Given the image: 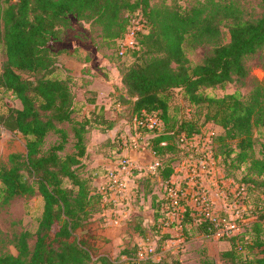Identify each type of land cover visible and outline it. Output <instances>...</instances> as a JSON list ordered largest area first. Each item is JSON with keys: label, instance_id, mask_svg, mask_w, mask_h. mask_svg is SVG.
I'll return each mask as SVG.
<instances>
[{"label": "trees", "instance_id": "1", "mask_svg": "<svg viewBox=\"0 0 264 264\" xmlns=\"http://www.w3.org/2000/svg\"><path fill=\"white\" fill-rule=\"evenodd\" d=\"M149 1L0 0V46L5 56L0 89L21 104L20 108L9 107L0 113V130L18 132L25 139V153L11 154L8 164L0 166V197L11 199L37 191L43 201L35 232L15 234L11 242L16 252L0 254V264H89L92 260V242L79 236L78 231L91 233L90 219L102 211L101 197L92 184L98 174L85 170L81 159L87 155V134L102 124L104 128L98 130H109L114 122L105 121L101 108L96 111V107L89 115L76 119L81 106L75 101L70 77L57 75L58 52L50 44L60 41L72 28V18L98 26L101 38L115 44L119 55V42L130 29L132 19L139 16L143 26L137 33L138 48L119 55H134V61L120 69L125 94L122 102L130 104V120L143 115H154L160 120L162 131L150 137L149 149L160 159L157 175L161 181L170 178L176 159L163 158L176 153L182 136L190 138L201 132L191 119L171 120L169 102L175 89L202 111L205 123L223 130L218 135L220 140L235 141L239 162L250 155L252 131L264 127V78L254 80L246 95L234 91L215 96L205 94L202 88L223 87L232 81L244 84L249 76L244 59L264 48V12L248 19L231 1H196L184 10L152 6ZM259 2L264 8V0ZM223 26L229 34L227 43L221 42ZM185 41L193 46L210 45V53L190 66L183 48ZM86 93V104H95V94L90 90ZM120 96L118 102L122 106ZM63 124L70 125L73 139L72 150L66 153L62 152L68 132ZM50 132L57 134L58 141L44 148ZM213 152L216 157L215 148ZM249 163L257 175L264 174V143L261 157L250 156ZM153 208L151 229H156L160 213L158 206ZM262 211L260 218L264 219ZM188 216L187 213L184 222L190 219ZM260 225L253 223L254 230ZM199 226L211 234L209 222L203 221ZM132 229L147 238L149 228L142 225L141 219ZM32 236L35 239L30 245ZM235 237L230 248L221 254L223 264H264V240L259 239L258 232L250 241L241 242L240 238V243H236ZM242 247L247 250L245 256L238 251ZM127 248L120 251L124 259L99 254L95 261L161 264L151 258L135 262L132 258L137 248Z\"/></svg>", "mask_w": 264, "mask_h": 264}, {"label": "rangeland", "instance_id": "2", "mask_svg": "<svg viewBox=\"0 0 264 264\" xmlns=\"http://www.w3.org/2000/svg\"><path fill=\"white\" fill-rule=\"evenodd\" d=\"M196 1L205 0H150L149 3L152 6L167 5L184 10ZM220 1L235 3L248 19L257 18L264 12L259 0ZM135 14L138 15L137 13ZM138 18L139 16H136L132 21L138 20ZM71 21L72 28L65 33L60 41H53L50 47L54 52H58L57 75L59 77H70L75 101L79 107L81 106V111L75 115V118L81 119L83 115H89V112L93 109V106L85 102V99L89 97V94L86 93L88 82L89 87L96 89L98 93L100 92L99 98L96 99V111L101 107L103 119L116 124L113 131L105 135L98 130L103 129L105 124L87 134L86 142L89 150L87 155L81 159L85 170L94 166L95 173L102 177L107 168L111 167L114 160L118 157V146L121 141L126 140L131 143V137H134L136 133H141V137L137 141L142 146L136 155H130V157L137 158L140 165L154 161L150 156L149 139L155 132H161L162 129L151 131L137 127L133 120L129 118L130 104L126 105L127 103L123 104L122 102L125 100V94L121 84L120 69L130 65L134 61V55L132 53L124 57L117 55L115 44L101 38L98 26L89 22L78 21L74 18ZM221 32V42L227 43L229 40L227 28L225 26L221 27ZM183 48L190 66L200 63L211 50L210 45L193 46L188 41H185ZM4 59L5 56L0 46V72ZM244 63L249 70V76L245 79L243 85L232 81L223 87H203L202 91L205 94L215 96H222L234 91H239L245 95L248 94L252 88L253 81L264 78V48L246 57ZM118 95H121L120 102L122 107L120 109L116 108ZM169 105L172 121L191 119L200 128L201 132L212 133V148L213 151L215 148L216 152V157L214 155V172L212 175H205L204 179L207 184L209 183L212 191H214L213 183H215L221 189H224L226 193L227 198L216 197L214 203L215 212L219 216H223L224 212L230 208V205L234 204L233 215L237 213L240 216V220L232 219L230 213H228L230 222L234 224L235 229L228 237L223 238H217L205 233L200 228L199 222L189 216L190 219L183 222L181 230L172 226L167 232L158 233L156 229H151L154 223V211L150 208V205L152 196L155 197L154 207L157 208V206L161 205L160 199L163 195L164 187L157 174L149 178L143 177L145 180L141 178L139 185L132 186L131 202L129 207H127L128 213L124 214L125 218L118 225L109 223L104 220V217L93 216L89 224L91 233L78 231L79 236L92 242L93 255L89 264H97L95 260L99 254H106L111 259H124L120 257V251L125 245L128 248H137L138 244L144 239L136 236L132 231V226L140 219L142 224L147 225L149 228L146 239L156 246V253L161 264H223L221 254L230 248L232 237L236 236L235 242L240 243V238H242L241 242L250 241L258 232L259 239L264 240V219L260 218L261 210L264 211V174L257 175L249 163L250 156L261 157V145L264 143V127H255L253 129V145L249 150L250 155H247L245 161L239 162L236 158L238 149L235 148V141L220 140L218 135H221L223 130L213 123H205L202 111L198 107L193 106L181 90L175 89L172 91ZM9 107L20 108L21 104L10 93L0 89V113H4ZM62 126L68 132V139L62 152L66 153L72 150V132L70 125L63 124ZM57 141V134L50 132L44 140L43 147L47 148ZM146 143H148L147 146ZM182 146L183 144L180 141L176 147V153H168L163 158L166 159L172 156L176 158L172 163V179L177 182L183 178L185 169L183 161L189 156ZM13 153H25V139L18 132H10L1 128L0 166L7 165L8 157ZM155 159L160 165V159L158 157H155ZM210 179L211 182H208ZM132 180L136 181L137 179L133 177ZM42 207L43 201L37 191L32 195L18 196L11 199L0 197V254H13L16 252L11 242L15 234L25 230H29L31 233L35 232ZM231 211L232 209L230 208L229 212ZM253 223L261 224L258 230H254ZM242 234H244V238L241 237ZM34 239L35 237L32 236L29 240L30 245L33 244ZM238 251L243 256L247 255L245 247Z\"/></svg>", "mask_w": 264, "mask_h": 264}, {"label": "built area", "instance_id": "3", "mask_svg": "<svg viewBox=\"0 0 264 264\" xmlns=\"http://www.w3.org/2000/svg\"><path fill=\"white\" fill-rule=\"evenodd\" d=\"M140 20H133L130 29L124 34L119 42V55H123L128 49L138 48L137 33L142 29ZM122 106L116 103V108ZM133 122L137 127L146 130H159L161 123L158 117L154 115L135 116ZM141 133H136L131 137V143L122 140L118 146V157L107 168L102 176V183L97 186V192L100 195V207L102 211L108 212V217L113 225H118L127 214V207L131 202V190L129 181L138 175L143 177H152L157 174L159 167L155 155L150 153L154 160L147 164L140 165L137 158L130 157L129 153H137L141 148L137 139ZM186 154H189L183 161L185 165L183 178L177 182L172 179V175L167 181H162L164 187L159 206L160 217L157 220L156 231L158 233L167 232L172 226L181 230L186 214L191 219L199 223L207 221L211 224L210 231L212 236L217 238L228 237L235 229L232 219L240 220L236 213L233 215L234 204L230 205L231 212H224L219 216L214 210L216 197L227 198L224 189L213 183L214 191L209 187L204 179L205 175H212L215 158L212 148V133L201 132L190 138L181 137ZM148 143H146V146ZM211 182V179L208 181ZM230 213V216L228 215ZM159 260L156 253V246L148 239H144L138 244L133 261L138 262L145 259Z\"/></svg>", "mask_w": 264, "mask_h": 264}, {"label": "crops", "instance_id": "4", "mask_svg": "<svg viewBox=\"0 0 264 264\" xmlns=\"http://www.w3.org/2000/svg\"><path fill=\"white\" fill-rule=\"evenodd\" d=\"M87 87H88V90H90V91H92L94 94H95V104H91V106H93V108L95 107V105L97 104V101H96V99L97 98H99L98 96H100V92L98 93V91L96 90V89H93L92 87H89L88 86V82H87ZM90 105V104H89ZM101 108V107H100ZM116 124L114 123L113 124V127L111 128V129H109V130H106V131H104V132H100L101 134H107V133H109V132H111V131H113V129L116 127L115 126ZM94 130H97V129H94ZM108 136V135H107ZM108 138V137H107ZM88 148H87V152H88ZM129 155H136L135 153H132V152H130L129 153ZM112 166V165H111ZM91 168H93V169H91ZM87 169H89V170H91V171H93V172H95L94 170H95V168H94V166H92V167H88ZM137 180L136 181H133L132 179H131V181H129V185H130V187H132V186H137V185H139V183L141 182L140 181V179L141 178H143V176H140V175H138V176H136L135 177ZM147 178H149V177H147ZM144 179V178H143ZM142 179V180H143ZM161 181V180H160ZM102 183V177H100V176H97V177H95L94 179H93V181H92V184L94 185V187H97V186H99L100 184ZM133 188V187H132ZM154 199H155V197L154 196H152V201H151V205H150V208L151 209H153V211H154V206L153 205H155L154 204ZM153 206V207H152ZM95 217H104V220H106V221H108L109 223L111 222L110 221V219H109V217H108V212L107 211H101V212H99V213H97V214H95L94 215ZM125 218V217H124ZM96 219V218H95ZM143 225V224H142ZM145 228H148V226L146 225H143ZM132 231H133V229H132ZM134 232V231H133ZM135 233V232H134ZM136 234V236H139L137 233H135ZM125 247H127L126 245L125 246H123V248H125ZM122 248V249H123ZM123 257V256H122Z\"/></svg>", "mask_w": 264, "mask_h": 264}]
</instances>
